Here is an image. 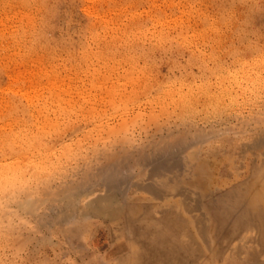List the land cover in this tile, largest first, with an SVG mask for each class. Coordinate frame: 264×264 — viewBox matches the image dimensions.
Returning <instances> with one entry per match:
<instances>
[{"label":"rangeland","instance_id":"obj_1","mask_svg":"<svg viewBox=\"0 0 264 264\" xmlns=\"http://www.w3.org/2000/svg\"><path fill=\"white\" fill-rule=\"evenodd\" d=\"M215 160L264 171V0H0V264H132Z\"/></svg>","mask_w":264,"mask_h":264},{"label":"crops","instance_id":"obj_2","mask_svg":"<svg viewBox=\"0 0 264 264\" xmlns=\"http://www.w3.org/2000/svg\"><path fill=\"white\" fill-rule=\"evenodd\" d=\"M204 163L191 185L158 204L153 223L143 212L129 228L132 264H264V171Z\"/></svg>","mask_w":264,"mask_h":264},{"label":"bare ground","instance_id":"obj_3","mask_svg":"<svg viewBox=\"0 0 264 264\" xmlns=\"http://www.w3.org/2000/svg\"><path fill=\"white\" fill-rule=\"evenodd\" d=\"M21 119V118H20ZM103 197V196H102ZM94 201V200H93ZM77 210V209H76Z\"/></svg>","mask_w":264,"mask_h":264}]
</instances>
